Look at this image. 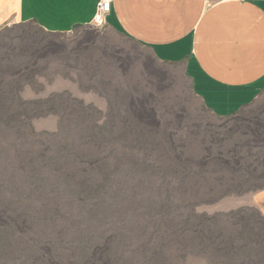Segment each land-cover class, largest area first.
<instances>
[{
	"label": "rangeland",
	"instance_id": "1",
	"mask_svg": "<svg viewBox=\"0 0 264 264\" xmlns=\"http://www.w3.org/2000/svg\"><path fill=\"white\" fill-rule=\"evenodd\" d=\"M105 24L0 26V264H264V93L218 118Z\"/></svg>",
	"mask_w": 264,
	"mask_h": 264
},
{
	"label": "crops",
	"instance_id": "2",
	"mask_svg": "<svg viewBox=\"0 0 264 264\" xmlns=\"http://www.w3.org/2000/svg\"><path fill=\"white\" fill-rule=\"evenodd\" d=\"M98 0H0L46 32L88 26ZM105 28L180 65L220 118L264 93V0H110Z\"/></svg>",
	"mask_w": 264,
	"mask_h": 264
},
{
	"label": "bare ground",
	"instance_id": "3",
	"mask_svg": "<svg viewBox=\"0 0 264 264\" xmlns=\"http://www.w3.org/2000/svg\"><path fill=\"white\" fill-rule=\"evenodd\" d=\"M8 21H14V22H18V23H26L27 22L22 17H20L19 15L14 13L12 10H10L6 6H4L2 3H0V26L5 25V23H7ZM257 98L247 102L246 104L238 107L237 109L227 113L224 116L235 115L236 113H239L242 109L251 105ZM258 190L259 191L254 194L253 198H254V201L256 202V204L258 206H260L264 211V186Z\"/></svg>",
	"mask_w": 264,
	"mask_h": 264
},
{
	"label": "built area",
	"instance_id": "4",
	"mask_svg": "<svg viewBox=\"0 0 264 264\" xmlns=\"http://www.w3.org/2000/svg\"><path fill=\"white\" fill-rule=\"evenodd\" d=\"M110 0H98L96 3L95 13L92 18V24L101 26L106 23V15L110 10Z\"/></svg>",
	"mask_w": 264,
	"mask_h": 264
}]
</instances>
